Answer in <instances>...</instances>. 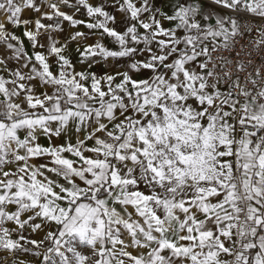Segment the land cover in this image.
Segmentation results:
<instances>
[{"label":"snow or ice","instance_id":"1","mask_svg":"<svg viewBox=\"0 0 264 264\" xmlns=\"http://www.w3.org/2000/svg\"><path fill=\"white\" fill-rule=\"evenodd\" d=\"M0 264H264V0H0Z\"/></svg>","mask_w":264,"mask_h":264},{"label":"crops","instance_id":"2","mask_svg":"<svg viewBox=\"0 0 264 264\" xmlns=\"http://www.w3.org/2000/svg\"><path fill=\"white\" fill-rule=\"evenodd\" d=\"M42 142H45L46 143V141H42ZM85 251H87V249H85ZM30 259V258H29Z\"/></svg>","mask_w":264,"mask_h":264}]
</instances>
